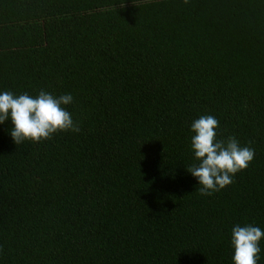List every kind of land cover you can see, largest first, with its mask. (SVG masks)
<instances>
[{
	"label": "trees",
	"instance_id": "obj_1",
	"mask_svg": "<svg viewBox=\"0 0 264 264\" xmlns=\"http://www.w3.org/2000/svg\"><path fill=\"white\" fill-rule=\"evenodd\" d=\"M41 89L80 131L0 124V264H233V226L264 231V0H0V92ZM200 115L255 152L211 195Z\"/></svg>",
	"mask_w": 264,
	"mask_h": 264
},
{
	"label": "clouds",
	"instance_id": "obj_2",
	"mask_svg": "<svg viewBox=\"0 0 264 264\" xmlns=\"http://www.w3.org/2000/svg\"><path fill=\"white\" fill-rule=\"evenodd\" d=\"M72 101L70 93L55 96L43 89L34 97L27 92L16 95L3 91L0 92V124L11 120L9 132L16 145L25 140L50 139L58 131L79 132L78 124L64 107ZM218 127L219 121L212 115H200L190 125V131L194 133L190 146L197 163L186 170L197 179L201 195H211L233 183V176L254 159V149L241 146L234 136L217 139ZM262 238L264 231L257 226L234 225L231 230L233 264H257Z\"/></svg>",
	"mask_w": 264,
	"mask_h": 264
}]
</instances>
